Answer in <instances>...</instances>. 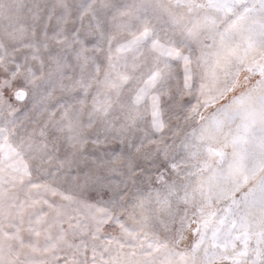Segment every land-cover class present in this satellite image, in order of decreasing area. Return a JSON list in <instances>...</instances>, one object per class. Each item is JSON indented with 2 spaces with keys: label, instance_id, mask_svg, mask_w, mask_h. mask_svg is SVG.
I'll use <instances>...</instances> for the list:
<instances>
[{
  "label": "snow or ice",
  "instance_id": "obj_1",
  "mask_svg": "<svg viewBox=\"0 0 264 264\" xmlns=\"http://www.w3.org/2000/svg\"><path fill=\"white\" fill-rule=\"evenodd\" d=\"M0 264H264V0H0Z\"/></svg>",
  "mask_w": 264,
  "mask_h": 264
}]
</instances>
